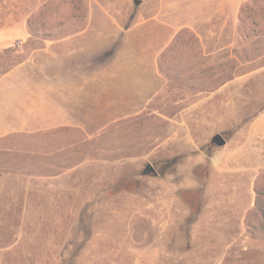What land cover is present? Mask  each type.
I'll return each mask as SVG.
<instances>
[{"label":"rangeland","instance_id":"1","mask_svg":"<svg viewBox=\"0 0 264 264\" xmlns=\"http://www.w3.org/2000/svg\"><path fill=\"white\" fill-rule=\"evenodd\" d=\"M165 1L181 27L149 99H119L104 67L70 128L0 133V264H264V0ZM161 6L0 0V77L37 76L34 48L98 27L108 65Z\"/></svg>","mask_w":264,"mask_h":264},{"label":"crops","instance_id":"2","mask_svg":"<svg viewBox=\"0 0 264 264\" xmlns=\"http://www.w3.org/2000/svg\"><path fill=\"white\" fill-rule=\"evenodd\" d=\"M188 1L175 0L174 9L178 12L179 4L182 6ZM170 4L166 1L163 4L162 0L159 17L126 28L120 51L113 55L108 65L102 62L104 38L108 34L101 27L82 29L34 48L33 53L36 54L31 61L38 66L37 76L32 69L30 77L15 75L12 78V71L0 77V133L20 129L47 131L56 127L70 128L72 117L87 115L86 100H97L96 97H88V93L96 95L102 92L104 67L108 68L110 83L118 87L116 90L114 86L112 92L118 94L119 99H149L162 85L159 82L162 74L158 70V57L181 27L178 18L172 16ZM234 4H239V0ZM90 20L93 25L113 21L99 5L91 10ZM115 29L110 32H115ZM84 33L90 35H83L88 38H83L82 44H68ZM88 59H93V67L89 70ZM25 63L22 61L19 65ZM19 65L15 73H19ZM88 80L98 85L99 90L96 87L93 91L88 89Z\"/></svg>","mask_w":264,"mask_h":264},{"label":"water","instance_id":"3","mask_svg":"<svg viewBox=\"0 0 264 264\" xmlns=\"http://www.w3.org/2000/svg\"><path fill=\"white\" fill-rule=\"evenodd\" d=\"M140 1L141 0H135L137 4L140 3ZM213 141H215L220 146L225 145L227 142L226 138L221 133L215 134V136L213 137Z\"/></svg>","mask_w":264,"mask_h":264},{"label":"trees","instance_id":"4","mask_svg":"<svg viewBox=\"0 0 264 264\" xmlns=\"http://www.w3.org/2000/svg\"><path fill=\"white\" fill-rule=\"evenodd\" d=\"M258 195H259V193H258ZM255 206H256V208L259 206V203H258V201L256 200V203H255ZM258 209H259V207H258ZM262 211V218H263V220H264V210H261ZM248 224V226H251V223H247Z\"/></svg>","mask_w":264,"mask_h":264}]
</instances>
